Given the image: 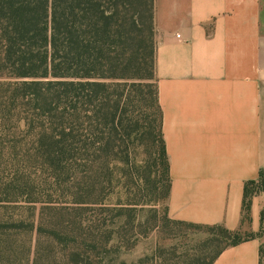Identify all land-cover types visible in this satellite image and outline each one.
<instances>
[{"label":"trees","instance_id":"obj_1","mask_svg":"<svg viewBox=\"0 0 264 264\" xmlns=\"http://www.w3.org/2000/svg\"><path fill=\"white\" fill-rule=\"evenodd\" d=\"M155 67L154 0H0V264H106L126 240L103 221L107 176L128 178L136 143L163 167L168 220L211 232L209 264L261 236L169 218ZM262 193L264 169L245 183L242 225Z\"/></svg>","mask_w":264,"mask_h":264},{"label":"crops","instance_id":"obj_2","mask_svg":"<svg viewBox=\"0 0 264 264\" xmlns=\"http://www.w3.org/2000/svg\"><path fill=\"white\" fill-rule=\"evenodd\" d=\"M154 26L169 218L258 233L264 193L242 220L264 169V0H154ZM261 246L264 233L213 264H259Z\"/></svg>","mask_w":264,"mask_h":264},{"label":"rangeland","instance_id":"obj_3","mask_svg":"<svg viewBox=\"0 0 264 264\" xmlns=\"http://www.w3.org/2000/svg\"><path fill=\"white\" fill-rule=\"evenodd\" d=\"M148 150L152 152V158L144 164L145 151L137 143L132 146L125 184L123 180L119 182L122 176H107L112 182L106 185L103 193L107 205L103 221L108 232L113 234L111 243H116L118 233L126 240L120 243L118 251L102 253L97 261L103 260L106 264H139L141 261L145 264H209L215 251L211 232L168 220L166 202H157L165 193L164 170L159 162H155L154 149L149 147ZM146 171L152 172L146 179L147 184L141 181L148 175ZM98 208L93 207L94 210ZM260 232L263 234L264 228H260ZM135 241V245L128 248L127 244ZM62 250L60 244L51 249L54 257ZM46 261L41 264H47Z\"/></svg>","mask_w":264,"mask_h":264}]
</instances>
